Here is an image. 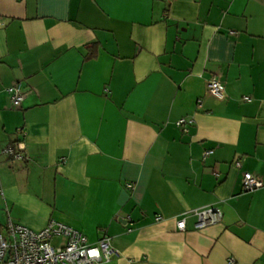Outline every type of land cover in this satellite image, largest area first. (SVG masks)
<instances>
[{
  "label": "crops",
  "instance_id": "1",
  "mask_svg": "<svg viewBox=\"0 0 264 264\" xmlns=\"http://www.w3.org/2000/svg\"><path fill=\"white\" fill-rule=\"evenodd\" d=\"M0 24V232L108 237L99 264H264V187H241L264 183V0H0Z\"/></svg>",
  "mask_w": 264,
  "mask_h": 264
},
{
  "label": "built area",
  "instance_id": "2",
  "mask_svg": "<svg viewBox=\"0 0 264 264\" xmlns=\"http://www.w3.org/2000/svg\"><path fill=\"white\" fill-rule=\"evenodd\" d=\"M207 90L218 100L224 98L222 84L216 78L208 81ZM6 93L13 109H18L27 95L18 84L8 87ZM192 124L193 121L190 119H180L175 123L179 128ZM23 150L24 147L19 142L14 146L8 145L3 150V154L11 163L23 162L25 160ZM210 153V151L204 152L203 158ZM235 166H240L238 161L235 162ZM241 187L243 192H253L264 187V183L250 173H243ZM194 213L198 216V223L195 225L197 229L217 223L221 219L220 212L215 208L194 211ZM159 220V217H155V221ZM177 229L184 231L183 220L177 222ZM53 238H63V245L54 246L51 243ZM113 255L114 251L108 237H103L96 244H89L80 232L54 221H50L40 231H32L22 225L8 222L5 231L0 232V264H99L110 260ZM226 264H236V262L229 258Z\"/></svg>",
  "mask_w": 264,
  "mask_h": 264
},
{
  "label": "trees",
  "instance_id": "3",
  "mask_svg": "<svg viewBox=\"0 0 264 264\" xmlns=\"http://www.w3.org/2000/svg\"><path fill=\"white\" fill-rule=\"evenodd\" d=\"M94 56V55H93Z\"/></svg>",
  "mask_w": 264,
  "mask_h": 264
}]
</instances>
